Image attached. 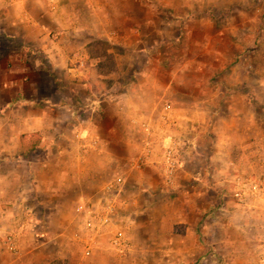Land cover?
<instances>
[{
  "label": "rangeland",
  "instance_id": "1",
  "mask_svg": "<svg viewBox=\"0 0 264 264\" xmlns=\"http://www.w3.org/2000/svg\"><path fill=\"white\" fill-rule=\"evenodd\" d=\"M0 1L19 263L264 264V0Z\"/></svg>",
  "mask_w": 264,
  "mask_h": 264
},
{
  "label": "crops",
  "instance_id": "2",
  "mask_svg": "<svg viewBox=\"0 0 264 264\" xmlns=\"http://www.w3.org/2000/svg\"><path fill=\"white\" fill-rule=\"evenodd\" d=\"M15 2H10V1H0V6L1 7H7L8 6H14ZM17 127V126H16ZM18 129V127H17ZM25 132H32V125L28 126L27 129L21 130V128H19L18 130H16V128L14 127V125L12 126H4L3 124L0 125V222L2 223V219L3 220H7V218L10 219V217H12V213H15V211H20L21 212V206L24 204H20L19 203V198L20 197H26L24 196V192L25 191H29V193L26 195H28L30 197V193L33 192L35 193L36 191H39L42 189L41 187V183L42 180H40V175H41V171H39L38 166L44 165L46 167L49 166L48 169H50V162L51 160L45 159L43 162V159L41 160H37L35 161V163L33 164V166H35L36 168H32V159L28 158L26 159V163H22V165L19 163L20 159L19 157H15V151L17 152L19 149L24 150V143L22 142V133ZM50 159V158H49ZM20 166H22V168H24V175L23 176H19L18 175V171L20 168ZM32 170L34 173V178L32 180ZM81 177V176H80ZM78 179V178H77ZM56 178H51L50 180L47 179L45 180V184H47L48 186H46L44 189L45 190H50V192H54L52 195L50 194L51 198L55 195H57V193H55L56 186L55 185V181ZM31 181H33L35 183V186L32 185V189L31 190H24V187L27 184H31ZM38 181V184H36ZM83 182L80 181L79 183L76 182V191L70 190V186H64V190H60L59 194L60 195L62 193V195H65L66 197L68 196V192H74V194L77 196H79V194L82 195L83 192V187L84 185L82 184ZM62 185V183L60 184ZM61 195V196H62ZM19 197V198H18ZM82 199V198H80ZM56 204V203H55ZM53 203L54 206H57ZM7 205H9L10 207L7 208ZM28 206V205H27ZM16 221V219H13ZM18 222L19 219L17 218ZM15 221H12V223H16ZM11 223V225H13ZM15 234H13L14 236ZM16 242L17 239L16 238H11L9 242H5V246L4 244L1 243L0 241V258H5L6 263L4 264H22L19 263V258H21V256H18L20 254L19 251H16ZM4 247V248H3ZM5 247H9L11 249L15 250V254L14 253H10V250L8 251ZM8 252V253H6ZM21 255V254H20ZM26 257H28V259H32V255L29 254ZM18 262V263H16ZM0 264H3V262ZM31 264L30 260L29 263Z\"/></svg>",
  "mask_w": 264,
  "mask_h": 264
},
{
  "label": "built area",
  "instance_id": "3",
  "mask_svg": "<svg viewBox=\"0 0 264 264\" xmlns=\"http://www.w3.org/2000/svg\"><path fill=\"white\" fill-rule=\"evenodd\" d=\"M90 224L91 222L87 223V225ZM11 237H13V234L9 236V239H11ZM124 237H125L124 233L121 230H118L113 239V243L119 245L121 247L122 252L127 248L128 245L127 240Z\"/></svg>",
  "mask_w": 264,
  "mask_h": 264
},
{
  "label": "trees",
  "instance_id": "4",
  "mask_svg": "<svg viewBox=\"0 0 264 264\" xmlns=\"http://www.w3.org/2000/svg\"><path fill=\"white\" fill-rule=\"evenodd\" d=\"M51 264H53V263L51 262Z\"/></svg>",
  "mask_w": 264,
  "mask_h": 264
}]
</instances>
